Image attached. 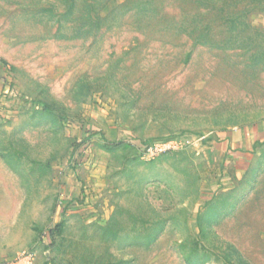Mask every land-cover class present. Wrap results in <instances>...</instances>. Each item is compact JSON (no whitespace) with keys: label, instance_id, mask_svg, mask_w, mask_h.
Here are the masks:
<instances>
[{"label":"rangeland","instance_id":"374dc122","mask_svg":"<svg viewBox=\"0 0 264 264\" xmlns=\"http://www.w3.org/2000/svg\"><path fill=\"white\" fill-rule=\"evenodd\" d=\"M0 264H264V0H0Z\"/></svg>","mask_w":264,"mask_h":264},{"label":"trees","instance_id":"16d2710c","mask_svg":"<svg viewBox=\"0 0 264 264\" xmlns=\"http://www.w3.org/2000/svg\"><path fill=\"white\" fill-rule=\"evenodd\" d=\"M107 146L109 149H112V148L116 147V143H108Z\"/></svg>","mask_w":264,"mask_h":264},{"label":"built area","instance_id":"2783aa9c","mask_svg":"<svg viewBox=\"0 0 264 264\" xmlns=\"http://www.w3.org/2000/svg\"><path fill=\"white\" fill-rule=\"evenodd\" d=\"M26 260H27V261H26L27 263H30V261L32 260V259H31V255H29V256L27 257Z\"/></svg>","mask_w":264,"mask_h":264}]
</instances>
